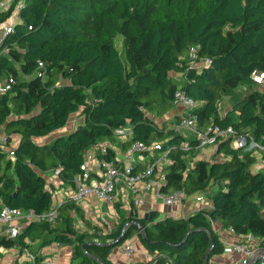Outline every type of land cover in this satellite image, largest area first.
Returning <instances> with one entry per match:
<instances>
[{
	"label": "trees",
	"instance_id": "obj_1",
	"mask_svg": "<svg viewBox=\"0 0 264 264\" xmlns=\"http://www.w3.org/2000/svg\"><path fill=\"white\" fill-rule=\"evenodd\" d=\"M22 2L4 40L7 54H0V83L14 81L0 94V132L19 138L13 159L0 148V208L48 211L53 193L44 176L58 168L62 184L73 182L85 151L122 127H130L131 141L166 148L189 139L194 145L190 136L148 118L162 119L176 90L195 101L200 129L231 126L264 145V93L250 79L253 71L264 76V0ZM10 13H0V25ZM191 48L197 50L194 65L187 59ZM38 63L46 70L44 79L24 78ZM240 85L250 88L244 96L235 93ZM229 95L231 109L220 116L219 103ZM76 113L80 123L58 134ZM218 150L223 160H199L192 167L193 147L169 153L161 187L187 195L205 191L209 209L179 219H158L155 211L140 218L130 214L100 233L89 224L78 231L72 214L83 215L66 199L52 222L31 223L16 238L0 234V248L58 243L70 248L71 264H112V250L136 235L148 256L142 264H209L225 251L213 223L236 235L264 238V154L254 169L253 152L232 150L228 140Z\"/></svg>",
	"mask_w": 264,
	"mask_h": 264
},
{
	"label": "built area",
	"instance_id": "obj_2",
	"mask_svg": "<svg viewBox=\"0 0 264 264\" xmlns=\"http://www.w3.org/2000/svg\"><path fill=\"white\" fill-rule=\"evenodd\" d=\"M23 6L22 0H0V13L11 10L10 16L5 25H0V54H7L4 40L13 32V27L17 21V16ZM191 65L197 61V50L191 48L187 56ZM46 70L42 63H38L34 72L30 76L23 75L24 78H38L43 80ZM252 84L261 87L264 84V76L253 71L250 75ZM14 81L8 78L0 83V94L10 91ZM182 107L184 113L173 124L172 128L177 132H187L190 138L195 141L191 145L189 139H183L178 147L170 145L163 148V143L153 142L149 145L140 141H131L132 131L129 126L116 129L113 133L114 139L119 142H127L124 150H118L111 157H107L112 150L115 151L111 143L95 144L92 147L98 150L100 155L105 156L98 162V170L101 180L91 179L88 167L91 156L84 154V161L80 166L81 173L77 175L73 182L76 190L67 195V199L79 204L81 200L94 197L102 203H115L119 199L120 189L139 194L142 191H150L155 194L162 204L168 208L165 217L176 216L175 210L182 208L187 201L192 200L198 204L200 209H209L205 191L187 195L183 190H172L163 192L161 187L166 184L167 171L171 165L168 154L179 150L188 152L193 147L194 151L202 152L210 147H217L221 142L228 140L232 150H249L264 154V145L256 142L248 133H238L231 126L220 127L209 125L205 129H200L196 115L193 113L195 101L188 97L183 91L176 90L173 96L172 108ZM169 113V112H168ZM167 113V114H168ZM164 115L162 120L169 119ZM157 126L159 123L153 117L148 116ZM16 147L12 136H7L0 132V148L10 159H13V149ZM202 158V157H201ZM60 169L52 171L57 176ZM57 207V206H56ZM56 207L50 208L43 213H36L33 210H22L1 206L0 208V229L8 238H16L25 227L31 223L52 222L56 217ZM163 216L158 219L165 218ZM103 230L100 231V233ZM137 237V236H136ZM225 246L231 254L239 256L240 264H251L253 261L263 257V253L256 249L251 243L244 241H231ZM118 251L126 258H132L136 253V246L132 238L124 241L118 246ZM48 264V261H46Z\"/></svg>",
	"mask_w": 264,
	"mask_h": 264
},
{
	"label": "crops",
	"instance_id": "obj_3",
	"mask_svg": "<svg viewBox=\"0 0 264 264\" xmlns=\"http://www.w3.org/2000/svg\"><path fill=\"white\" fill-rule=\"evenodd\" d=\"M255 89L260 90L259 87H255ZM228 110L229 108H224L222 112H220L219 110L220 116H224ZM183 113L184 111L180 106L172 108L167 114V118H170L168 120H162V122L159 123L158 127H163L165 129L172 128L173 124ZM158 120L161 121V119ZM75 127L76 125H71V121L69 120L67 125L62 130H60L58 134H65L69 131H72ZM181 133H183L184 136H190V134L187 132ZM12 138L17 145L19 141L18 136L12 135ZM103 141L106 142L102 143ZM106 143H111L113 148L115 149V151H110L112 155H114V153H117L118 150H124L126 147L123 144L125 142H119L114 138L105 139L99 142V144ZM97 151L98 150L94 149V147L91 146L85 151V153L89 154V156L92 155L91 160L88 164L91 179L100 181L101 178L99 175L97 164L101 158L100 154ZM252 154L256 157L254 168L256 169L262 164L260 156L261 154L258 152H253ZM193 159L194 161L200 160L206 162H215L217 160H223L224 155L222 152H219L217 146L207 148L202 152L196 151L195 156L192 159H189V162H192ZM44 177L46 179L47 189L52 191L53 193V203L51 208L56 207L61 202L65 201L67 199V195L76 190L74 182L62 184L58 176L53 175L52 172ZM206 199L207 203L210 206V201L207 196ZM78 205L80 207L83 218L81 219L75 213L72 214L74 227L78 231L86 230L87 224H89L92 227L96 228L99 232L101 230H103L104 232H109L113 230L114 227H116L123 218L130 216V214L134 217L140 218L147 215L150 211H155L158 213V217H165L164 214L168 211V208L165 207L162 202L155 197V194L153 192L142 191L139 194H133L122 189H120L119 199L115 203H102L94 197H89L87 199L81 200ZM198 210H200L198 204L194 203L192 200L187 201L182 208H178L175 210L176 216L174 217V219L186 218L190 214ZM213 228L219 236L221 242L223 243L225 251L223 254L213 256L209 264H240L239 256L231 254L227 250L225 244L231 241L242 240V238L248 237L236 235L229 229H223L218 223H213ZM0 234L6 235L3 229H0ZM131 238L136 246L135 255L132 258H126L121 253H119L117 249L118 247H116L112 250V253L110 255L112 264H142L148 260V256L144 249L141 247L136 235H133L132 237H130V239ZM127 240H129V238L126 239L125 242ZM250 243L263 253V257L260 259L264 261V238L260 240H258L257 238H252V241ZM258 244L261 246H259ZM46 261H48V264H71V250L69 247L58 243H51L42 246L40 245V241L30 243L28 248L25 250H21L17 246L0 248V264H47Z\"/></svg>",
	"mask_w": 264,
	"mask_h": 264
},
{
	"label": "rangeland",
	"instance_id": "obj_4",
	"mask_svg": "<svg viewBox=\"0 0 264 264\" xmlns=\"http://www.w3.org/2000/svg\"><path fill=\"white\" fill-rule=\"evenodd\" d=\"M5 25V22L1 25V27H3ZM120 37H117L115 40H114V44L116 46V49L120 52L121 51V42H120ZM18 66V64H16ZM179 77V76H178ZM252 88L255 89V86L252 85ZM260 88V91L264 93V84L259 87ZM250 90V88L246 85H240L235 91V93H238L239 96H244L246 95V93H248ZM233 94V93H232ZM234 95V94H233ZM231 105H232V97L231 95L229 96H225L221 99L220 103H219V110L220 112L223 111L224 108H229L231 109ZM81 116L79 115V113H76L74 114L71 118H70V121H71V125H77L78 123H80L81 121ZM158 123L162 122V119L161 121H159L158 119H156ZM106 141H103L102 143H104ZM195 162L194 159L192 162H189V166L192 167V163ZM241 236H245V237H248V238H242V240H238V241H244V242H251L252 241V237L251 235H241ZM252 238H251V237ZM255 239V238H254ZM263 239V238H262ZM260 240V239H258ZM259 245V244H258ZM261 246V245H259ZM257 249V248H256ZM31 253V252H30Z\"/></svg>",
	"mask_w": 264,
	"mask_h": 264
},
{
	"label": "water",
	"instance_id": "obj_5",
	"mask_svg": "<svg viewBox=\"0 0 264 264\" xmlns=\"http://www.w3.org/2000/svg\"><path fill=\"white\" fill-rule=\"evenodd\" d=\"M146 216V215H145Z\"/></svg>",
	"mask_w": 264,
	"mask_h": 264
}]
</instances>
